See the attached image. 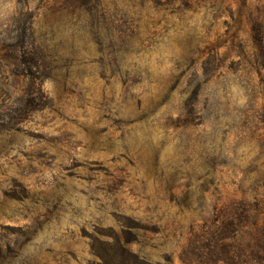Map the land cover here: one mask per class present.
<instances>
[{
	"label": "rangeland",
	"instance_id": "rangeland-1",
	"mask_svg": "<svg viewBox=\"0 0 264 264\" xmlns=\"http://www.w3.org/2000/svg\"><path fill=\"white\" fill-rule=\"evenodd\" d=\"M261 44L264 0H0V264H264Z\"/></svg>",
	"mask_w": 264,
	"mask_h": 264
},
{
	"label": "trees",
	"instance_id": "trees-1",
	"mask_svg": "<svg viewBox=\"0 0 264 264\" xmlns=\"http://www.w3.org/2000/svg\"><path fill=\"white\" fill-rule=\"evenodd\" d=\"M256 31L260 32V34L263 35V34H262L263 32L259 31L258 29H256ZM261 37H262V36H261ZM257 39H258L259 41H262L261 38H257ZM257 39H256V40H257ZM258 40H257V41H258ZM259 44H260V43H259ZM263 45H264V44H261L262 47H263ZM261 46H260V47H261ZM28 62H30V61H28ZM28 62H27V61H23V63H24L26 66L29 65ZM29 69H30V67H29Z\"/></svg>",
	"mask_w": 264,
	"mask_h": 264
}]
</instances>
